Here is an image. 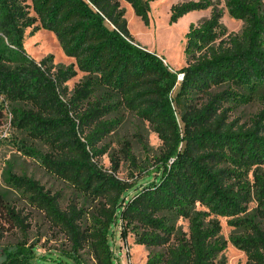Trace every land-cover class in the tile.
Listing matches in <instances>:
<instances>
[{
    "label": "trees",
    "instance_id": "obj_1",
    "mask_svg": "<svg viewBox=\"0 0 264 264\" xmlns=\"http://www.w3.org/2000/svg\"><path fill=\"white\" fill-rule=\"evenodd\" d=\"M124 1L150 25L158 0ZM226 8L244 23L241 33H228L216 0L172 7L171 25L211 9L210 18L190 26L187 65L174 71L135 40L119 0H0V126L10 107L13 126L50 152L22 150L93 202L63 210L59 195L10 176L9 184L66 234L72 255L71 261L41 257L24 242L0 264H84L85 251L92 264H118L110 244L114 226L123 242L133 234L136 244L161 249L146 264H227L218 217L229 219L230 242L246 264H264V0H226ZM30 28L53 33L74 64L33 59L24 48ZM79 72L86 76L71 94L67 83ZM257 98L263 109L249 126L230 122L232 106ZM121 109L148 122L163 142L158 174L145 185L118 178L115 160L111 171L99 164L107 153L101 141L120 123L107 118ZM123 153L135 163L129 144ZM8 223L27 228L0 199V243Z\"/></svg>",
    "mask_w": 264,
    "mask_h": 264
},
{
    "label": "rangeland",
    "instance_id": "obj_2",
    "mask_svg": "<svg viewBox=\"0 0 264 264\" xmlns=\"http://www.w3.org/2000/svg\"><path fill=\"white\" fill-rule=\"evenodd\" d=\"M187 1L191 0H158L153 2L151 4L150 25L146 26L136 16L131 5L124 0H119L121 7L126 12L128 27L135 40L150 52L164 58L174 71H178L187 65L185 48L187 44L186 35L190 26L204 22L211 15V9L194 12L171 25L172 7ZM216 6L224 11L221 21L228 33H241L244 23L229 16L226 0H216ZM31 15L34 16V13L31 12ZM38 25L40 26L39 23L36 24V26ZM24 48L37 62L53 56L55 66L68 67L74 64V60L67 57L62 51L55 35L47 30L33 31L32 28L27 29ZM85 76L86 74L79 72L74 79L67 83L71 94ZM261 97H264V93ZM262 109V98H257L247 105L232 106L229 112L230 122L235 121L240 126H249L251 119ZM9 111L10 107L6 118L3 120V125L0 126V199L7 206L16 208L27 228L23 232L14 224L5 225L6 231L0 243V263L6 258L7 253L24 242H27L29 246H36L38 256L56 259L63 257L64 260L71 261L72 249L66 234L54 226L45 213L31 203L28 195L16 190L9 184L10 176H26L37 181L52 195H59L60 206L63 210L72 204L78 208L89 209L93 202L77 192L70 183L49 172L37 158L30 157L22 150L25 146L27 149L39 151L40 154L50 152L49 146L45 142L32 140L27 133L16 129L12 124ZM107 119L118 120L120 123L99 145L100 148L107 149V153L99 160L100 166L111 171L112 160H115L119 163L118 178L136 183L138 186L145 185L149 179L156 178L159 170L157 164L163 150V142L149 123L138 119L134 113L127 109H121ZM126 144L131 147L135 163H131L124 156L123 148ZM250 180H253L252 176H250ZM255 207L256 203L250 204L249 211ZM218 219L222 225V236L228 242L227 249L220 256L221 259H224L227 264H246L245 253L230 242L235 230L229 225V219L222 217H218ZM178 224L184 232L189 231L188 221L181 219ZM110 244L118 264H146L149 253L161 250L160 248L148 249L136 244L133 234L129 235L126 242H123L116 226L111 230ZM82 255L84 264H92L88 251L83 252ZM46 263L50 264L51 262Z\"/></svg>",
    "mask_w": 264,
    "mask_h": 264
},
{
    "label": "built area",
    "instance_id": "obj_3",
    "mask_svg": "<svg viewBox=\"0 0 264 264\" xmlns=\"http://www.w3.org/2000/svg\"><path fill=\"white\" fill-rule=\"evenodd\" d=\"M183 78V76H180V79H182Z\"/></svg>",
    "mask_w": 264,
    "mask_h": 264
}]
</instances>
